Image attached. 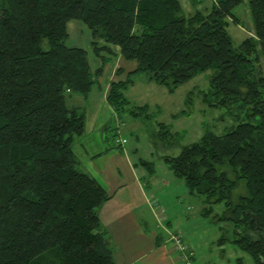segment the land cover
<instances>
[{"label":"trees","instance_id":"1","mask_svg":"<svg viewBox=\"0 0 264 264\" xmlns=\"http://www.w3.org/2000/svg\"><path fill=\"white\" fill-rule=\"evenodd\" d=\"M243 1L213 0L188 15L181 0H0V264H117L100 215L112 195L75 150L87 110L68 98L88 97L120 55L137 65L110 81L108 101L143 120L154 116L149 105L125 93L138 73L175 90L212 69L205 99L227 106L237 123L164 159L191 193L205 195L206 215L225 204L229 238L264 264V0H249L253 29L234 45L228 25L241 24L235 7ZM74 18L91 30L102 60L95 68L88 48L66 43ZM158 125L154 135L173 134ZM108 130V149L121 146ZM140 163L155 171L154 161ZM241 180L247 193L236 195Z\"/></svg>","mask_w":264,"mask_h":264},{"label":"rangeland","instance_id":"2","mask_svg":"<svg viewBox=\"0 0 264 264\" xmlns=\"http://www.w3.org/2000/svg\"><path fill=\"white\" fill-rule=\"evenodd\" d=\"M181 2L184 13L189 15L197 9H210L213 0H181ZM235 12L239 15L241 24L232 21L228 25V30L234 45H238L245 34L253 29L249 0L236 5ZM91 39V30L84 21L77 18L69 21L66 43L88 48L91 65L95 68L102 60L94 52ZM119 65L127 68V71L115 75V69ZM136 65V59H127L122 55L112 58L106 62L103 73L88 97L74 92L68 98L70 106L74 104L83 106L88 100V107L92 108L93 112L88 115L87 131L93 130L91 133L94 141L101 121L111 125L110 127L115 122L118 123L105 95L110 81L117 77L125 78L127 72ZM211 72L212 69H207L179 84L175 90H171L166 84L149 80L146 72L138 73L135 83L129 85L125 93L134 104L147 103L154 116L150 120H143L134 117L128 111L123 112L126 124L122 127L128 138L126 145L134 157L154 161L153 175L145 165H141L146 171L145 178L157 177L158 184H162L164 180H172L174 187L169 186L168 190L174 193L165 196L161 204L167 212L172 213L171 231L179 229L185 239L191 242L195 250V264H242L238 259L239 256L244 258L243 264H254L251 255L229 238L232 237L234 225L229 219L220 218L225 204L223 202L215 204L214 211L206 215L205 195L191 193L184 178L177 176L164 159V154H177L184 145L199 140L207 130L223 132L237 123L227 106L211 104L205 99L209 91ZM102 105H105V108L100 115L99 110ZM98 120H100L99 124L96 123ZM159 121L167 123L173 134L165 138L154 135L159 129ZM134 123L138 125L137 130L131 129ZM244 191L247 193L245 180H241L235 189V194L239 195ZM224 233L228 238L221 242L220 237Z\"/></svg>","mask_w":264,"mask_h":264},{"label":"crops","instance_id":"3","mask_svg":"<svg viewBox=\"0 0 264 264\" xmlns=\"http://www.w3.org/2000/svg\"><path fill=\"white\" fill-rule=\"evenodd\" d=\"M120 66L122 65L115 69V75L127 71V68L122 66L123 69L118 72ZM109 85L105 92L106 98ZM72 106L86 107L88 123V115L93 112L92 108L88 107V100L83 106L78 104ZM102 107L99 110L100 115L105 105ZM112 108L113 116L121 123L115 122L108 130V126L111 125L101 121L95 141L91 133L93 130L87 131L86 125L85 133L75 143V150L83 168L96 176L112 195L100 208V215L110 234L116 263L184 264L174 243L173 233L181 234L184 239L185 237L179 229L171 231L172 213L167 212L161 204L165 196L174 193L168 190V187L173 188L174 184L169 179L158 184L157 177L145 178L146 171L141 167L143 165L140 163L141 157L138 159L131 154L127 142L108 149L113 140H106L107 130L110 133L112 130L111 134L116 132V136L122 135L127 138L122 127L126 124L123 113H118L113 106ZM99 121L96 123L99 124ZM137 127L138 125L134 123L131 129L137 130ZM159 206L165 208L162 216L158 210ZM185 240L194 250L191 242Z\"/></svg>","mask_w":264,"mask_h":264},{"label":"built area","instance_id":"4","mask_svg":"<svg viewBox=\"0 0 264 264\" xmlns=\"http://www.w3.org/2000/svg\"><path fill=\"white\" fill-rule=\"evenodd\" d=\"M121 122H118L120 124ZM128 141V138L118 135L115 138V143L118 144H125ZM158 210L160 212V215L162 216L164 214L165 208L163 207H158ZM158 212V213H159ZM173 239L174 243L176 245L177 250L179 251L180 257L184 264H195L194 262V257H195V252L189 244L186 242V240L182 237L181 234L179 233H173Z\"/></svg>","mask_w":264,"mask_h":264}]
</instances>
